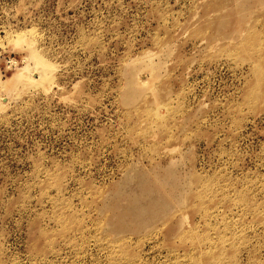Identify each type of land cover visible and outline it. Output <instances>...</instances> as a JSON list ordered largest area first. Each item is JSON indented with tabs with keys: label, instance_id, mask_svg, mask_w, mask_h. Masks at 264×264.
Returning <instances> with one entry per match:
<instances>
[{
	"label": "rangeland",
	"instance_id": "374dc122",
	"mask_svg": "<svg viewBox=\"0 0 264 264\" xmlns=\"http://www.w3.org/2000/svg\"><path fill=\"white\" fill-rule=\"evenodd\" d=\"M0 264H264V0H0Z\"/></svg>",
	"mask_w": 264,
	"mask_h": 264
},
{
	"label": "bare ground",
	"instance_id": "6f19581e",
	"mask_svg": "<svg viewBox=\"0 0 264 264\" xmlns=\"http://www.w3.org/2000/svg\"><path fill=\"white\" fill-rule=\"evenodd\" d=\"M50 66L51 65H48L44 59L40 58L39 56H35L34 57V69L32 70V74L39 76V78L40 77L43 78L49 73ZM143 77L144 76H142V78ZM142 78H141V81L138 82V85H137L138 89L140 88V86H145L148 84L147 80L145 78L142 80Z\"/></svg>",
	"mask_w": 264,
	"mask_h": 264
}]
</instances>
